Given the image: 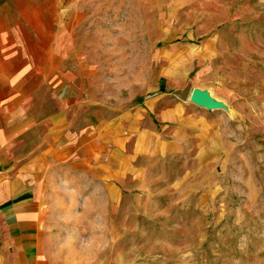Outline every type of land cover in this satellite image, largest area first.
Returning <instances> with one entry per match:
<instances>
[{"label": "rangeland", "instance_id": "374dc122", "mask_svg": "<svg viewBox=\"0 0 264 264\" xmlns=\"http://www.w3.org/2000/svg\"><path fill=\"white\" fill-rule=\"evenodd\" d=\"M51 42L79 84L71 119L115 125L124 174L112 202L78 200L67 258L264 264V0H0L1 56Z\"/></svg>", "mask_w": 264, "mask_h": 264}, {"label": "crops", "instance_id": "0c3cea01", "mask_svg": "<svg viewBox=\"0 0 264 264\" xmlns=\"http://www.w3.org/2000/svg\"><path fill=\"white\" fill-rule=\"evenodd\" d=\"M52 42L42 59L0 55V264H78L67 258L77 250L65 252L62 241L78 238L80 202L86 192L112 202L124 176L115 125L103 132L71 119L80 88ZM107 144L110 153L102 154Z\"/></svg>", "mask_w": 264, "mask_h": 264}, {"label": "water", "instance_id": "95a60500", "mask_svg": "<svg viewBox=\"0 0 264 264\" xmlns=\"http://www.w3.org/2000/svg\"><path fill=\"white\" fill-rule=\"evenodd\" d=\"M191 101L199 107L212 110L216 108V104L202 91H194Z\"/></svg>", "mask_w": 264, "mask_h": 264}, {"label": "trees", "instance_id": "16d2710c", "mask_svg": "<svg viewBox=\"0 0 264 264\" xmlns=\"http://www.w3.org/2000/svg\"><path fill=\"white\" fill-rule=\"evenodd\" d=\"M161 91L164 92V91H163V87L161 88ZM149 96H150V95H149ZM139 101L142 102V100H139Z\"/></svg>", "mask_w": 264, "mask_h": 264}]
</instances>
